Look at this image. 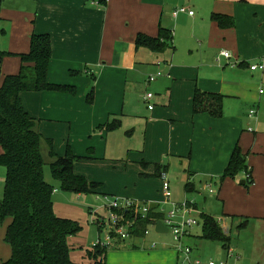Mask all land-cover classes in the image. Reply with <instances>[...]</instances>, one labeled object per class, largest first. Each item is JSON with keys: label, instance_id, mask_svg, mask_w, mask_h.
<instances>
[{"label": "crops", "instance_id": "0c3cea01", "mask_svg": "<svg viewBox=\"0 0 264 264\" xmlns=\"http://www.w3.org/2000/svg\"><path fill=\"white\" fill-rule=\"evenodd\" d=\"M180 6L194 14L174 16ZM215 14L227 17L224 25ZM0 20V87L7 75L19 73L20 54L29 51L32 35L50 34L48 79L72 88L24 91L21 100L37 119L40 133L52 140L54 152L64 156L70 149L79 157L74 172L101 184L95 194L159 206L155 190L163 191L161 171L178 163L185 174V195L176 200L192 201L201 219L204 213L222 219L220 226L228 228L230 237L227 254L264 264V94L259 93L264 70L250 69L264 62V0H107L106 5L94 0H0ZM161 27L173 33L163 52L137 46L139 34L157 37ZM224 50L239 64L222 56ZM152 52L167 57L150 62ZM158 61L164 75L149 83ZM143 85L155 93L152 110L141 104ZM197 88L224 95L221 117L194 113ZM138 130L142 139L125 145V137ZM236 147L245 156L249 178L246 171L223 176ZM43 150L48 157L46 145ZM68 196L54 201L59 217H72L77 209L82 213ZM8 218L0 220V264L12 255L6 241ZM193 231L183 244L196 238ZM147 235L115 240L105 263H183L173 235L172 240L170 235ZM71 249L74 262L94 264L91 248L85 252L86 263Z\"/></svg>", "mask_w": 264, "mask_h": 264}, {"label": "trees", "instance_id": "16d2710c", "mask_svg": "<svg viewBox=\"0 0 264 264\" xmlns=\"http://www.w3.org/2000/svg\"><path fill=\"white\" fill-rule=\"evenodd\" d=\"M98 1L102 5L107 4V0ZM213 18L224 25L227 17L215 14ZM232 23L233 20L229 19L228 24ZM172 41V31L161 27L157 37L139 34L136 43L139 47L163 52ZM52 54L50 34L34 33L29 51L20 54L22 66L19 73L7 75L0 87V145L3 147L0 165L6 169L3 197L0 199V220L11 218L6 241L12 248V255L4 264H84L71 259L68 243L69 238L80 232L82 227L78 221L59 217L54 211L53 199L57 188L45 178V145L48 148V164L52 176L62 190L79 194L98 193L96 190L101 184L74 172V163L79 157L70 149L64 156L54 152L52 140L40 133L37 119L26 111L21 100V93L24 91L72 88L49 81ZM223 107V94L208 93L199 88L195 90V114L208 113L213 117H221ZM108 127L114 129L116 125L109 123ZM247 168L244 154L236 147L223 176L235 177L239 172L246 171L251 177ZM248 180L253 182L252 178ZM150 205L147 218H143L139 211L126 212L134 223L131 230L133 236L145 235L152 219L162 218L158 205ZM217 219L209 214H202L204 222L201 238L220 241L224 248H228L230 237ZM113 248L111 245L93 246L88 255L94 260V264H106L105 257Z\"/></svg>", "mask_w": 264, "mask_h": 264}, {"label": "rangeland", "instance_id": "374dc122", "mask_svg": "<svg viewBox=\"0 0 264 264\" xmlns=\"http://www.w3.org/2000/svg\"><path fill=\"white\" fill-rule=\"evenodd\" d=\"M4 22L0 20V27L3 25ZM150 62H156L158 58H161L159 60L164 61L167 57L166 53H150ZM159 55V56H158ZM161 70L164 72L163 66L161 67ZM157 69L155 70V72ZM152 92L153 95H155L154 91L151 89H147L145 85H143V88L141 90V104L143 107H147V103L144 102V95L147 92ZM148 111V110H147ZM126 143L125 145H134L137 141H140L142 139L141 132L138 130L133 135H128L125 137ZM44 158L47 162L45 165V178L47 181H49L51 184H53L59 191L56 193V196L54 195V201L61 197V195H69L68 200L76 207L81 208L82 207V213H78V210L74 212V215H71L72 217H65L70 218L78 221L80 226L82 227L81 231L78 232L76 235L71 236L69 239V245L73 248L72 251L80 254L79 259L86 263V255L85 252L87 249L92 248V246L100 239L102 243H106L109 233L111 231L110 224H107L102 228V230L99 229L98 226V220L99 217L105 216L107 217V210L104 208L107 199H105V196L102 194H95V193H87L82 194L80 198L77 196V194L73 192L64 191L60 188V185L58 182L53 178L51 173L50 164L48 162L50 161L49 155L48 157L44 153ZM5 167L0 165V194L2 196L3 190H4V177H5ZM167 176L171 184V191H172V197L167 200L165 199V196L163 194V191L161 188H157L155 190V193L159 196V199L156 200V203L159 204V209L164 210L165 212L169 211L170 206L172 203L181 202L184 203L186 201L183 199L182 201H177L176 199L179 198V195H185V182L183 177L185 178L184 171L182 170L181 166L178 163H173L168 167L167 170ZM58 197V198H57ZM127 198V197H126ZM183 198V197H181ZM68 204H71L68 202ZM80 204V205H79ZM60 214H62V211H59ZM196 217V219L200 222V225H196L193 227H190V229L193 228V234L196 235V238H193L192 240H188L186 243L184 240V244L189 245L193 248L192 257L194 259H200V261L203 264H208L209 261L213 260L217 263L225 262L226 264H256L251 263L252 261L247 260L244 258V256L236 257V256H230L227 254V251L223 247L222 243L215 240H207L200 237H197L198 235H201L203 232V220L200 216H198L196 213H192ZM73 216H78L77 218ZM10 218V217H9ZM8 218V219H9ZM7 223V221H5ZM150 232L147 235L148 239H152L153 237H157L161 235V237H164V235H170V239L172 240V235L170 233L167 234H161L157 233L154 228H149ZM234 236V235H233ZM128 240V239H126ZM119 242L122 240H118ZM175 242V241H174ZM176 243V242H175ZM160 246V245H159ZM83 250V252H81ZM83 253V255H81ZM181 256L184 254L182 252ZM260 264V263H257Z\"/></svg>", "mask_w": 264, "mask_h": 264}, {"label": "built area", "instance_id": "2783aa9c", "mask_svg": "<svg viewBox=\"0 0 264 264\" xmlns=\"http://www.w3.org/2000/svg\"><path fill=\"white\" fill-rule=\"evenodd\" d=\"M95 3L100 4L98 0H94ZM180 13H188L190 15L194 14V11L189 10L185 6L178 7L174 12L173 15L177 16ZM222 56H224L227 59H232V63L234 65L239 64V59L233 58L232 52L229 50L222 51ZM161 65L163 63L161 61L157 62V67L159 68L155 73L149 75L148 82H155L159 77H162L164 75V72L160 69ZM250 69L255 70H264V62L261 63H254L250 65ZM260 94H264V81L261 83ZM154 97L152 92H147L144 95V101L147 103V107L149 109H154L155 105L151 103L152 98ZM256 113V110L253 109L250 111V115H254ZM161 181L163 186V193L165 196V199L169 200L172 197V191H171V184L168 179L166 171H161ZM247 177H250L249 174H247ZM210 192H213L212 189H210ZM107 199V202L104 206V208L107 210L105 216H100L98 220V226L101 227V230L104 226L107 224H110L111 231L109 233L108 239L106 243H102V241L99 239L93 246L97 245H111L113 246V243L115 240H126L129 237L132 236L131 230L133 227L132 221L127 217L126 212H137L139 211L143 218H147L150 212V204L146 202H142L136 199L132 198H126V197H105ZM195 206L192 203V201L186 200L184 203H172L170 206L169 211L165 212L164 210H161L163 216L161 219H152V222L148 225L147 229L145 230V234H149L150 226L156 227V223L158 221H161L165 226H167L172 233L174 240L176 241L177 249L179 252H182L184 254V261L182 264H203L200 259H193L192 258V248L183 244V238L188 235L190 231V227H193L198 224V220L195 215L192 214L195 210ZM218 223L221 224L222 219H217ZM225 232H227L228 228H224ZM229 255L232 256L233 254L229 252ZM208 264H218L217 262L211 260ZM219 264H226L225 262H220Z\"/></svg>", "mask_w": 264, "mask_h": 264}, {"label": "water", "instance_id": "95a60500", "mask_svg": "<svg viewBox=\"0 0 264 264\" xmlns=\"http://www.w3.org/2000/svg\"><path fill=\"white\" fill-rule=\"evenodd\" d=\"M245 181H242V183H244ZM155 231L157 233H169L170 230L167 226H165L161 221H158L156 223V228H155Z\"/></svg>", "mask_w": 264, "mask_h": 264}]
</instances>
